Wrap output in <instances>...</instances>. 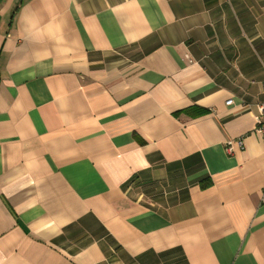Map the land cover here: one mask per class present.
<instances>
[{"label": "crops", "instance_id": "1", "mask_svg": "<svg viewBox=\"0 0 264 264\" xmlns=\"http://www.w3.org/2000/svg\"><path fill=\"white\" fill-rule=\"evenodd\" d=\"M263 84L264 0H0V264H264Z\"/></svg>", "mask_w": 264, "mask_h": 264}, {"label": "built area", "instance_id": "2", "mask_svg": "<svg viewBox=\"0 0 264 264\" xmlns=\"http://www.w3.org/2000/svg\"><path fill=\"white\" fill-rule=\"evenodd\" d=\"M233 103V99H229L227 101V104L230 105ZM260 110H261V115L260 117L258 118V123H257V126H256V131L259 132L263 139H264V84H263V99L260 103ZM229 151H232V148L234 145H238L239 147L243 148L245 143H244V140L243 139H237V140H230L229 141Z\"/></svg>", "mask_w": 264, "mask_h": 264}]
</instances>
